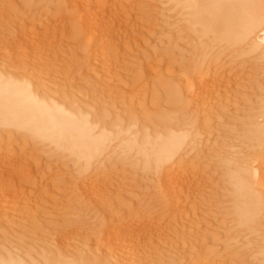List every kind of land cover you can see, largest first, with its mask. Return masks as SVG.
I'll return each mask as SVG.
<instances>
[{"label":"bare ground","instance_id":"bare-ground-1","mask_svg":"<svg viewBox=\"0 0 264 264\" xmlns=\"http://www.w3.org/2000/svg\"><path fill=\"white\" fill-rule=\"evenodd\" d=\"M48 1H51L50 7H52L51 9L40 8L41 11L38 13L43 21L38 22L37 25H35L36 22H30L22 26L21 23L23 22L21 21L20 23L17 20L18 22L8 29L5 28V22L3 21L7 18L6 14L2 13V17L0 16V29H5V31L8 29L6 33L5 31H3V34L0 33V208H4L8 204L17 203L20 198L28 196L29 193L32 195V192L29 191L32 188H36L34 186H37V180L41 176L42 170L46 168V162L44 164L46 160L43 158L47 157L48 154L57 153L73 169V174H67L72 177L70 179L76 180L74 188H69L73 189L71 195H75L74 201L80 207L86 202V205L84 204V207H82L84 209L86 207V209H83L84 211L80 209L82 212L76 214L78 216L77 220L78 218L80 220V216H87L89 220L93 218V223L94 219H98L99 222L97 220L96 223L99 227L95 226L98 230L96 232L97 235H94V240L97 238L95 242L107 250L103 255L99 251V253L94 251L96 254H89L88 250V253L84 251L83 246L86 245L85 242H88L87 238L93 235L89 234L88 231L87 234L91 236L87 237L88 235H86L85 231L84 233L81 230L85 234L83 235L80 231H75L74 229L70 238H68L67 230L70 228L67 229L68 226L65 223L69 220L66 221L65 219V222V217L62 215V218L59 216L58 228L54 230L55 232L52 236L47 237V240L45 239L46 242L44 241L43 247L41 243L39 244L36 241L35 245L31 244L29 246L27 244V249L22 251L21 248L23 246H19L21 245L19 244L20 238L18 239L17 237V240L12 239L10 236L12 239L10 240L3 236L0 242V264H130L129 261L133 259L131 258L132 255H135V257L138 255L141 258V256L144 257L143 255L149 254L152 249L154 250L157 247L163 249V254L159 253L160 256H158L157 261L160 260L159 258L167 259L168 264H264V0H160L161 5L165 7L164 10L167 9L166 14L169 13L165 16L166 22L158 23L157 21L158 24L156 23L155 26L147 28L142 37L136 38L140 39V41L136 39L133 41L135 45L141 44L138 47H142H139V50H143L144 53L142 52L141 56L143 55L142 58H146L147 62H149L148 59L158 58L162 48L165 47H172L170 50H173V55L172 53L167 54H170L171 57H168V59L173 60V62L174 60L178 62L177 58H185L181 55L188 56L186 62L183 63L184 68L182 70L185 73L186 83L184 82V85L182 83L180 85L182 87L186 86L185 90L187 91H184V94L186 93L188 97L191 96L196 105L195 109L201 112L195 110L193 113L196 116L193 118L191 117L193 114L188 113L186 108L182 109V113L186 114V117H183L185 119H180L182 118L181 111H179L181 117L177 119L173 118L175 113L174 116H171L173 113L170 115L167 112L163 114H160L161 112H158L159 114L151 112L152 114L150 113V115L146 114L147 118L151 116V119L148 118L149 120H146L140 118V112L130 110L131 107L128 111V108L125 107H128V104L132 102V98L130 99L129 97L135 98L138 93H135V95L131 91L133 88L130 90L131 82L133 81H123L122 78L124 76H121L122 69L129 63L124 65L125 59H117L115 60L116 63L113 61L117 66L115 69L117 71L115 72L119 71V75L118 73L115 75V77L118 76L115 80V82L117 81L115 85H118V87L113 88L114 95L118 99L116 101L123 100L125 104V100L129 98L130 100L127 101L130 102L126 106L123 104L122 107L124 109L123 113H120L121 115H117L115 109L114 112L117 116L113 113L116 118H113L112 121L108 119L109 112L108 110L106 112L107 105L106 107L104 106V100L102 102L105 109L101 107L102 105H97L98 103L94 104L96 102L91 103V100H88L90 103H87L85 101L86 98L82 99L85 102H81L77 98L78 96L74 94L75 89L73 92L71 91L72 89L70 90L73 86L71 82L75 79L73 77L83 78L82 76H84L85 72L96 73V71L100 70L102 76L107 79L106 84L103 83L106 86L104 89L107 91L108 80L113 77L110 76V67L114 64H109L111 62L104 55H107L105 52L109 48L110 40L117 39L119 36L118 26L129 18L131 11L142 10L143 8L146 10L149 6L153 7V5H156L157 2L151 5L150 3L152 2L145 3L141 1L142 3H136L134 0ZM156 7H158V4ZM158 9L156 8V10ZM50 15L53 16L51 17ZM50 18L52 20L49 21ZM8 21L6 22L8 23ZM30 21L34 22L35 20L33 18ZM7 23L6 25L9 27ZM84 34L90 37L89 42L85 43L89 45L83 44L86 47L81 45L83 49L79 46L82 50H80V53L76 51V55L72 41ZM118 43L117 47L122 48L124 42L118 39ZM62 46L68 48L71 51L70 53L73 52L75 54V56L72 54L75 57L73 67L72 65V68L67 67L69 69H66L63 73L65 81H60L62 84L65 83L63 85L69 87L67 92L71 91L72 93L70 94H74V97L73 95L70 96V94L67 95V93L64 95V92H60L61 95H57L59 90L54 93L50 89L52 85L49 87L44 86L45 83L42 85L39 82L40 76L38 77L42 72L37 74L33 71L35 73L33 76H36V78H32L28 77L29 75L31 76L30 72L28 76H25L17 71L18 68L19 70L22 68L17 67L16 72L11 69V64L9 66L5 64L10 53H12V55L10 54L12 58L14 57L13 54H19V51L25 50L29 58L28 61L34 63L35 70L39 71L44 69L43 65L48 60L47 57L49 56L46 57V55L51 54L55 48ZM77 48L75 47V49ZM77 50L79 51V49ZM170 50H167V52ZM1 51H4L2 55L6 54L7 56H2ZM64 51L65 49L62 52ZM174 53L178 54V57L171 59L176 55ZM227 53L234 55L233 59L235 61L240 58H246V62L244 61L243 65H241L243 67L240 68L239 72L243 74L246 71L247 74H245L247 76H244L248 77L247 80L249 82L243 81L242 85H245H240L241 87L234 91H231L232 87L229 88L227 86L228 88H226L223 85L221 79L224 76L220 79L221 73H218L219 69L216 68L215 64L220 57ZM15 57L19 56L16 55ZM44 57L47 58L46 62H43L45 60L43 59ZM70 58L72 59V56ZM181 61L185 60L182 59ZM53 63L58 62L55 61ZM247 63L249 65L245 66ZM48 64L50 63L47 62L45 65ZM131 64L133 63L130 62V67H126H129L128 73L138 78H143L147 72L150 75L154 74V68H157L154 64V68L147 66L148 70L145 71L147 69L146 65L149 64L147 63L141 69L138 67L139 69L137 70L136 68H131L134 65L131 66ZM178 64L181 63L178 62ZM13 68L15 67L13 66ZM60 71L57 70V73L60 74ZM54 75L56 76V73ZM87 76L82 81L89 84L93 79L90 74L89 77ZM153 76L151 75V78ZM59 77L62 76L59 75ZM240 77L244 78L243 75H240ZM34 78H38V81ZM160 81V88L161 92L164 93V97L166 95L168 98H174V101H180V98L178 100L176 98L181 97L182 94H178L181 91L179 92L177 87L169 84V81V83L165 80L162 81V79ZM256 83L259 84L257 89L252 86L255 91L253 89L251 91L248 90L251 88L249 86L247 89L246 85H256ZM54 84L57 85V83ZM111 85L108 90L113 95L111 93L113 90L109 89L114 87L113 84ZM123 86H127L131 92L123 94L125 93L121 89ZM80 87L83 86L80 85ZM53 88L56 89V87ZM75 88L77 89L76 94H82V88ZM129 90L127 89V91ZM223 93L225 94L223 95ZM225 95L228 98L220 99L222 96L226 97ZM115 96L114 98H116ZM182 101L180 102L182 103ZM188 102H191V100ZM181 103L180 105L182 106ZM231 106L235 115L231 118L232 124H227L228 126H226V122L224 129H215L214 126L216 127V125H221V123L224 125L221 116L229 113L226 108ZM207 110L212 115L207 117L209 119H204L205 117L202 114L206 113ZM179 114L177 113L176 115ZM187 116L190 117L187 118ZM21 140L24 144L26 142L25 147L29 144L27 142H30L31 145L33 143L34 147L32 146L31 148L29 146L30 148H28L31 150H27L24 145L21 146L23 143H19ZM24 148L25 151L23 152ZM23 154H27L25 158ZM17 156H22L21 158L23 159H18L19 157L17 158ZM200 157L203 161L205 157H208L209 163H207L208 161L205 158L207 161L205 164L207 165L204 166L205 164H202ZM47 159L50 158L47 157ZM214 161H216V165L214 164L215 167L212 165L214 169L211 172V181L216 180L219 173L222 172L223 174L218 178L221 180L220 186H214L216 188L214 191L218 194L215 197H217L216 200L219 202L208 207V204L206 205L205 201L203 202V196H201L203 192H207L203 188L207 185L203 183L202 187L200 186L203 189H201L202 191L198 187L201 184L198 183L201 177L198 178L197 173L200 171L197 172V167L201 162L202 167L200 169L203 170L204 167H208V164L210 166V163H214ZM108 167L113 168L115 173L113 174V171H110L114 175L110 176H113L110 183L97 178L95 180V176H102L100 174L104 173ZM126 167L145 172L147 184L143 186L140 185V182V184L137 183L135 176L139 177L140 175H137V173L133 174L135 172H132L134 176L128 175L127 178L123 176L126 170L129 171V174L131 173L130 169ZM206 170L208 169L206 168ZM105 174L108 173L106 172ZM103 176L105 175L103 174ZM209 176L208 178H211ZM128 177L130 178L128 179ZM208 178L206 179L205 177L207 181ZM93 180L95 181L92 182ZM140 181L144 180L140 178ZM123 182H126V185ZM138 186L141 193L134 192ZM209 186L212 185L210 184ZM131 188H135L131 190L134 192L132 194L128 192L130 191L128 189ZM156 190H160L163 196L152 194ZM125 194L127 197L123 199ZM134 197L136 199L134 203L126 202ZM155 197L157 198L152 199ZM154 200H157L155 202L156 205H161L162 209L156 217H152L153 221H150L148 213ZM220 205L227 208L226 213L222 217L231 218L230 222L228 221L229 227L228 229L225 228L227 231H224V237H222L224 238L223 241H226L218 242L219 240L214 236L216 240L213 238V242L218 243L207 244L206 246L205 239L202 238L203 242H201L205 246H202L203 244L200 245V251L197 253L183 252V248H180L178 241L183 239L184 229L183 233L180 234L182 239L178 240L177 237L179 236L174 234L176 232L173 233V228H176L181 223V220L182 222L186 221L197 210H203L206 207L209 211L204 217L202 214L200 216H202L201 222L208 226L209 221L214 223L212 220H219L216 216ZM71 216H74V212ZM89 216L91 218H88ZM165 218L170 221L167 227L163 226ZM82 219L81 221L84 224ZM87 219L85 223H89ZM79 220L76 222H79L78 227L81 228L82 223ZM221 220L222 224L225 223L223 221L224 218ZM72 222L69 225L73 226ZM194 222H197L196 225L198 224V221ZM52 226L54 225L52 224ZM203 227L207 228L206 226ZM78 230L80 229L78 228ZM12 232L14 233V231ZM55 234H59L61 237L63 235L68 236L62 237L58 241L57 238L56 240L54 239ZM69 239L70 241L75 239V243L71 244L73 247L68 244L70 242ZM228 243H234L236 246L240 245L239 253L232 252V256L225 257V252V254L230 253L227 252L230 249L228 248L230 245L225 246ZM65 246L69 247L65 248ZM96 250L98 249L96 248ZM102 250L104 251V249ZM241 251L245 253L239 255Z\"/></svg>","mask_w":264,"mask_h":264},{"label":"rangeland","instance_id":"rangeland-1","mask_svg":"<svg viewBox=\"0 0 264 264\" xmlns=\"http://www.w3.org/2000/svg\"><path fill=\"white\" fill-rule=\"evenodd\" d=\"M19 1V2H18ZM26 1H28V0H0V16L2 15V13H4V15L5 16H7V20L6 21H8V19H9V21H8V23L5 21V20H3L4 22H5V28H10L14 23H17L18 21H20V23H21V21L23 22V23H21V25L22 26H24V25H27V23L29 24L30 22H32V23H35V25H37V23L39 22H41V21H43V19H41V15L38 13L39 11H41V9L42 8H44V9H51V7H50V2L51 1H48V0H29L27 3H26ZM47 1V2H46ZM145 2V3H148V2H152V3H150L151 5H153L155 2H157V4H158V7H156L157 6V4L156 5H153V7L152 6H149L148 7V9H146V10H144V8L142 9V10H133V11H131L130 13L132 14V17H131V14H130V16H129V18H127V20L126 21H124L120 26H118V28H119V36L117 37V39L116 40H110V42H109V48H107V51L105 52V53H107V55L106 54H104L105 56H106V58H107V60L108 61H110L111 63H109V64H113L114 62L116 63V61L115 60H119V59H125V62H124V65H126L127 63H129V64H127L126 66H124L125 68H123L122 70V79H123V81H127V82H131V81H133V82H131V87H130V90L131 91H133V93L136 95L135 96V98L134 97H129L130 99H131V101L132 102H130V101H127V100H130L129 98H127V100H125V104H124V101L122 102L120 99V101H116V100H118L117 99V97L114 95L115 93H114V89L115 88H117L118 87V85H115V84H117V81L115 82V80H116V77H118V76H116L115 77V75H117L116 73H118V72H115V71H117V70H115L116 69V65H115V63L112 65V67H110L111 69H110V76H113V77H115V78H113V77H110L109 79H111V80H108V82H109V84H108V86H107V91H105V89L104 88H106V86H104V84L103 83H105L106 84V78L104 77V76H102V73L100 72V70H98V71H96V73L95 72H90L89 73V71H88V73L87 72H85L83 75L84 76H82L83 78H77V76L76 77H73V81L71 82V83H73V86H72V88H70V90L73 92L74 91V89H75V95H77L76 97L78 98V99H80L81 100V102H87V103H90L89 101L91 100V103L92 102H96V103H94V104H97V105H102L101 107H103L104 108V106L106 107V105H107V108H106V112H107V110H108V112H109V114H108V116H109V120L110 121H112L113 120V118L115 119L116 117H115V112L117 113V115L119 114V115H121L120 113H123V109H124V107H122L123 106V104H124V106H126L127 104H128V102H130V104H128L129 106L127 107H125V108H128L127 110L129 111V108H130V110L132 109V110H135V111H138V112H140L141 114L139 115L140 116V118H142V119H146V120H149V119H151V116H148V118H147V115L146 114H149L150 115V113L151 112H153V114H155V112H157V114H159L158 112H161L160 114H163L164 112H167V113H170V115H171V113H173L171 116H174V113H175V116L173 117V118H175V119H177L178 117H181L182 116V118H180V119H185V118H183V117H186V114L184 115V113H182V109H185L186 108V110H187V112L188 113H192L193 114V116L191 115V117H195L196 116V114L195 113H193V112H195V103L193 102V100H192V98H191V96L190 97H188V95H186V93L184 94V91L186 92L187 90H185V88H186V86H183L184 87V89H183V87H182V85H184V82L186 81L185 80V73H184V71H182L183 70V63H185L186 62V58L188 57L187 55H181V56H184L185 58H182L183 60H185V61H181L182 59L181 58H177L178 57V54H176V53H174V55L175 56H173V58H171V59H178V62L179 63H181V64H178V62H177V60H174V62H177V63H174L173 62V60L171 61L170 59H168V57H171L170 56V54H167V53H172V55H173V50L171 51L170 50V48L172 49V47H165V48H162V52H160V55L158 56V58H155V59H148L149 60V62H147V60H146V58L144 59V58H142V56H141V53L143 52V50L141 51V49L139 50V47H138V45H141V44H136L135 45V43H134V41L133 40H135L136 38H140V37H142V35H144V33H145V31L147 30V28H150V27H153V26H155L156 25V23H157V21H158V23H165L166 22V17L165 16H167L168 14H166L167 13V9H165L164 10V6L163 5H161V1L160 0H134V2H138V3H142V2ZM154 1V2H153ZM4 2V3H3ZM35 2H36V4H35ZM48 2H49V4H48ZM6 3V4H5ZM47 3V4H46ZM135 4V3H134ZM26 5V6H25ZM44 5V6H43ZM47 5H49L48 7H47ZM18 6V7H17ZM155 6V7H154ZM26 7V8H25ZM16 8H17V10H16ZM41 8V9H40ZM156 8L159 10H156ZM163 8V9H162ZM35 9H36V11H35ZM54 9V8H53ZM144 10V11H143ZM163 10V11H162ZM165 11V12H164ZM36 12V13H35ZM157 12V13H156ZM160 14H159V13ZM20 13H21V15H20ZM32 14H34V15H32ZM20 15V16H19ZM74 15V14H73ZM18 16V17H17ZM26 16V17H25ZM37 16V17H36ZM51 16V15H50ZM49 16V17H50ZM53 16V15H52ZM51 16V17H52ZM161 16V17H160ZM2 17V16H1ZM4 17V16H3ZM30 17V18H29ZM74 17V16H73ZM33 18H34V22L33 21H30L31 19L33 20ZM40 18V19H39ZM20 19V20H19ZM30 19V20H29ZM18 20V21H17ZM40 20V21H39ZM50 20H52L51 18L49 19V21ZM49 21H47V22H49ZM162 21V22H161ZM12 24H11V23ZM6 23L8 24V26L9 27H7V25H6ZM26 23V24H25ZM51 23H52V21H51ZM126 23V24H125ZM157 23V24H158ZM10 24V25H9ZM1 28V27H0ZM3 28V27H2ZM4 29V28H3ZM8 29H6V31L8 30ZM2 29H0V33L1 34H3L4 32L3 31H5V29L4 30H2ZM121 30V31H120ZM6 31H5V33H6ZM1 34H0V36H1ZM85 37V38H84ZM86 37H88V38H86ZM89 39H90V37H89V35H81V36H79V37H77V38H75V40L74 41H72L73 43H72V45H73V48H74V53L77 55V52L78 53H80L81 51L80 50H82L83 48H82V46L83 47H86V46H84L83 44H85V43H88L89 42ZM118 39H120V40H122L123 42H124V44L122 45V48H120L119 46L117 47V45L119 44L118 43ZM136 40H138V41H140V39H136ZM78 41V42H77ZM88 41V42H87ZM136 42V41H135ZM137 43V42H136ZM140 43V42H139ZM74 45H75V47H78L77 49H79V51L77 50V49H75V47H74ZM82 45V46H81ZM85 45H89V44H85ZM79 46L82 48V49H80L79 48ZM134 46H136V48L138 47V49L136 50V48H134ZM126 47V48H125ZM58 48V47H57ZM57 48H55L54 50H53V52H51V54H48V55H46V57L47 56H49V57H47L48 58V60H49V58H51L49 61L47 60V62H49L50 64H48V65H45V64H47V62H46V59L47 58H43V59H45V60H43V62L45 61L46 63L43 65L44 66V69H41V70H35V64L34 63H32V62H30V61H28L29 60V58L27 57V54H26V51L25 50H21V51H19L20 53L18 54H16L17 56H19V57H15L16 55H14L13 54V56L14 57H12L11 58V55H12V53H10L9 55H8V57L9 58H11V59H9V58H7V60L5 61V64L7 65V66H9L10 64V66H11V69L13 70V71H16V69H17V67H20V68H22V69H20L19 70V68L17 69V71L19 72V74H22V75H25V76H28V73L30 72V74H31V76L29 75L28 77H35L36 78V76H33V75H35V73L33 72V71H35L37 74H40L41 72V75H38V77L40 76H42L41 78L43 79L42 81H41V78L39 77V82H41V84L43 85L44 83V86H46V87H49L50 85H52V86H50V89L54 92V93H56L55 91H58L57 92V95L59 94V95H61V93L60 92H64L63 94L65 95L66 93H67V95H69L70 93H72L71 91L70 92H67L68 90H69V87H67L66 85H63V84H65V83H63L62 84V82H64L65 80L63 79L64 78V71L66 70V69H69V68H67V67H70V68H72L73 67V64H74V62H75V57H73V55L72 54H74L73 52L72 53H70L71 51L70 50H68V48H65V46L63 47H59L58 49ZM61 48V49H60ZM124 48H125V50H124ZM133 48V49H132ZM140 48H142V47H140ZM65 49V51L64 52H62L63 50ZM67 49V50H66ZM164 49V50H163ZM59 50H61V51H59ZM116 50V51H115ZM119 50V51H118ZM128 50H130V51H132V52H130V51H128ZM139 51V52H135V51ZM167 50H170L169 52H167ZM60 53H59V52ZM68 53H67V52ZM77 51V52H76ZM166 51V52H165ZM2 53H1V55L4 53V51H1ZM67 53V55H65L66 53ZM128 52H129V54H128ZM131 53V54H130ZM134 53H135V55H134ZM144 53V52H143ZM75 54H74V56H75ZM140 54V55H139ZM163 54V55H162ZM166 54V55H165ZM229 55V57H227L228 55ZM227 54H225V55H223L222 57H220V59H219V61L217 62H215V64H216V68H218L219 70H218V73L220 74L221 73V75H220V79H221V82H223V85H225V87L226 88H228L227 86H229V88H231V91H234V90H238L241 86L240 85H242V83H243V81L244 82H249L248 80H247V78L245 77V76H247L246 74V71H245V73H243V74H240V72H239V70H240V68H242L243 66H241V65H243V63H244V61L246 62V58H240V59H237L236 61H235V59H233V57H234V55L232 56V54H229V53H227ZM5 56H7L6 54H4ZM4 55H2V56H4ZM127 55V56H126ZM169 55V56H168ZM68 57V58H66V57ZM72 56V59L70 58ZM180 56V55H179ZM58 57V58H57ZM160 57V58H159ZM162 57V58H161ZM141 58V59H140ZM224 58V59H223ZM65 59V60H64ZM68 59V60H67ZM70 59H71V61H70ZM133 59V60H132ZM143 59V60H142ZM161 61H160V60ZM163 59V60H162ZM180 59V60H179ZM154 60V61H153ZM52 61V62H51ZM58 62V63H53V62ZM67 61V62H66ZM114 61V62H113ZM129 61V62H128ZM143 61H145V62H143ZM221 61V62H220ZM231 61H233L232 63H231ZM243 61V62H242ZM73 62V63H72ZM130 62L131 63H133V64H131V68H133V69H141V67L145 64H147V63H149V64H147L146 65V68L147 69H145V71L146 70H148V67L147 66H149V67H153L154 66V64H155V66L157 67V68H154V74H151V75H154L152 78H151V75L147 72V73H145V75H144V77L143 78H138V77H134L133 75H130L131 73H128V68L130 67ZM152 62V63H151ZM154 62V63H153ZM155 62H157V63H155ZM158 62H159V64H158ZM162 62V63H161ZM220 62V63H219ZM53 63V64H52ZM69 63H70V66H69ZM72 63V64H71ZM77 63V62H76ZM75 63V64H76ZM139 63V64H138ZM225 63H226V65H225ZM231 63V64H230ZM13 64V65H12ZM65 64V65H64ZM68 64V65H67ZM157 64V65H156ZM41 65V66H42ZM50 65V66H49ZM59 65V66H58ZM67 65V66H66ZM71 65H72V67H71ZM110 65V66H111ZM159 65H161V66H159ZM180 65H182L181 67H180ZM219 65V66H218ZM245 65V64H244ZM247 65H249L248 63L245 65V66H247ZM13 66L15 67V68H13ZM47 66V67H46ZM61 66H63V67H61ZM76 66V65H75ZM127 66H129L128 68H126ZM221 66H224V67H221ZM25 67V68H24ZM34 67V68H33ZM115 67V68H114ZM122 67V66H121ZM139 67V68H138ZM10 68V67H9ZM114 68V69H113ZM26 69V70H25ZM34 69V70H33ZM47 69V70H46ZM126 69V70H125ZM132 69V70H133ZM44 70H46L45 72H44ZM56 70V71H55ZM57 70L58 71H60L59 73L60 74H58L57 73ZM157 70V71H156ZM16 71V72H17ZM38 71V72H37ZM124 71H126V72H124ZM156 71V72H155ZM40 72V73H39ZM56 73V76L54 75L53 76V74H55ZM224 73V75H223V73ZM24 73V74H23ZM113 73H115L114 75H113ZM126 73V74H125ZM155 73H157V74H155ZM227 75H226V74ZM230 73V74H229ZM36 74V75H37ZM63 74V75H62ZM89 74H90V77L94 80H92L89 84L88 83H85V82H83L82 80L84 79V77H86L87 75V77H89ZM93 74V75H92ZM129 74V75H128ZM148 74V75H147ZM236 74V75H235ZM59 75L60 76H62V77H59ZM96 75V76H95ZM118 75H119V73H118ZM157 77H156V76ZM225 75H226V77H225ZM240 75H243V77L244 78H241L240 77ZM245 75V76H244ZM53 76V77H52ZM126 76V77H125ZM229 76V77H228ZM258 76V75H257ZM57 77H59V78H57ZM133 77V78H132ZM239 77V78H238ZM34 78V79H35ZM55 78H56V80H55ZM61 78V79H60ZM104 78H105V80H104ZM112 78H113V80H112ZM126 78H128V79H126ZM155 78V79H154ZM231 78V79H230ZM232 78H233V82H232ZM38 79V78H37ZM37 79H35V80H37ZM45 79V80H44ZM59 81H58V80ZM63 79V80H62ZM134 79V80H133ZM140 79V80H139ZM153 79V80H152ZM162 79V81H166V82H168L169 84H171L172 86H175V87H177L178 89H179V92L180 93H178V94H182L181 95V97L183 98V101H182V98L181 97H178V98H176L177 100L180 98V101H182V103L179 101H174L172 98H168L166 95H165V97H164V93H162L161 92V88H160V85H161V80ZM184 79V80H183ZM224 79V80H223ZM235 79V80H234ZM244 79V80H243ZM139 80V81H138ZM152 80V81H151ZM155 80V81H154ZM228 80V81H227ZM239 80H240V83H239ZM38 81V80H37ZM45 81V82H44ZM51 81V82H50ZM56 81V82H55ZM58 81V82H57ZM60 81H62V82H60ZM85 81V80H84ZM48 82V83H47ZM57 83V85L56 84H54V83ZM102 82V83H101ZM111 82V83H110ZM229 82H232V83H229ZM256 82V81H255ZM46 83H47V85H46ZM83 83V84H82ZM146 83H147V85H146ZM173 83V84H172ZM182 83V85H180ZM186 83V82H185ZM246 83V84H247ZM111 84H113V86L114 87H112V88H109V89H112L113 91L111 92V93H113V95L112 94H110V90H108V87H110V85ZM56 85V86H55ZM75 85V86H74ZM78 85V86H77ZM80 85H82L83 87H80ZM231 85V86H230ZM245 84H243L242 86H244ZM258 85L259 84H257L256 83V85H246L247 86V89H248V86L249 87H251L250 89H248V90H250L251 91V89H253V88H256L257 89V87H258ZM64 86V87H63ZM66 86V87H65ZM100 86V87H99ZM112 86V85H111ZM117 86V87H116ZM245 86V87H246ZM252 86H253V88H252ZM53 87H56V89L55 88H53ZM63 89H62V88ZM75 87H79L80 89H81V92H82V94H80V93H78V94H76V88ZM87 87H89V88H87ZM102 87V88H101ZM53 88V89H52ZM59 88H61V89H59ZM102 90H101V89ZM114 88V89H113ZM126 90H125V89ZM121 89H123L122 91L123 92H125V93H123V94H127V93H129V92H131L130 90H129V88L127 87V86H123V87H121ZM127 89L129 90V91H127ZM144 89H145V91H144ZM183 89V90H182ZM60 90H62V91H60ZM79 90V89H78ZM104 90V91H103ZM228 90V89H227ZM254 90V89H253ZM87 91V92H86ZM91 91V92H90ZM122 91H120V92H122ZM146 91H148L146 94H145V92ZM163 91V90H162ZM255 91V90H254ZM227 92V91H226ZM228 92H230V90H228ZM87 93V94H86ZM107 93V94H106ZM62 94V95H63ZM74 94H72L73 95V97H74ZM80 94V95H79ZM103 96H102V95ZM121 94V93H120ZM142 94V95H141ZM163 96H162V95ZM225 93H223V95H224ZM71 94H70V96H72ZM101 95V96H100ZM143 95H144V97H143ZM186 95V96H185ZM80 96H82V97H80ZM111 96H113V97H111ZM114 96L116 97V98H114ZM157 96V97H156ZM162 96V97H161ZM226 96V95H225ZM63 97V96H62ZM80 97V98H79ZM121 97V96H120ZM142 97V98H141ZM184 97H186V98H184ZM221 97V96H220ZM77 98H75V99H77ZM87 100H86V99ZM137 98V99H136ZM187 98H189V99H187ZM225 98H228L227 96L226 97H221L220 99H225ZM85 99V101H83V100ZM135 99V100H134ZM79 100V101H80ZM89 100V101H88ZM105 101L104 103H105V105H104V103L102 102V101ZM138 100V101H137ZM140 100V101H139ZM191 100V102H188L187 103V101H190ZM114 101H116V102H114ZM185 101H186V103H185ZM101 102V103H100ZM141 103L140 104V106H139V103ZM177 102H178V104H177ZM100 103V104H99ZM112 103H113V105H112ZM115 103V104H114ZM120 103V104H119ZM180 103L182 104V106L184 107L185 105V107L183 108L181 105H180ZM190 103V104H189ZM187 104H189L188 106H187ZM104 105V106H103ZM138 105V106H137ZM176 105V106H175ZM181 106V107H179V106ZM192 105V106H191ZM113 106V107H112ZM119 107H120V109H119ZM133 107V108H132ZM111 110H110V109ZM113 108V109H112ZM151 108V109H150ZM232 106L231 107H228V108H226V111H229V113L231 112V116L229 115V113H227V114H225V116L223 117V116H221L222 117V121L224 122V125H222L223 123H221V125L219 124V125H216V127L214 126V128L215 129H224L226 126H228L227 124H232V121H231V118H233L235 115H234V109L232 108ZM105 109V108H104ZM115 109H116V111H115ZM137 109H141V110H137ZM153 109V110H152ZM229 109V110H228ZM118 110H120V111H118ZM115 111V112H114ZM124 111H126V110H124ZM179 111H181V113L184 115H182ZM196 111H199V112H201L200 110H196ZM106 112H104V113H106ZM186 112V111H185ZM209 110H207V112L205 113H203L202 114V116H204L205 118L204 119H209V118H207L209 115H212L211 113L209 114ZM115 115H114V114ZM181 114V116H180V114L179 115H176V114ZM112 116H111V115ZM152 114V113H151ZM166 114V113H165ZM207 116H206V115ZM114 115V116H113ZM116 115V116H117ZM145 116V117H143V116ZM177 116V117H176ZM112 117V118H111ZM188 117H190V116H187V118ZM225 117H226V119H225ZM230 118V120H229V118ZM111 118V119H110ZM229 120V121H228ZM227 122V123H226ZM225 123H226V126H225ZM217 126H219V127H217ZM220 126H224V127H220ZM214 130V129H213ZM232 141H234V140H232ZM18 143V142H17ZM19 143L21 144V143H23V141L21 140V141H19ZM18 143V144H19ZM27 143H29L28 144V146L27 147H25L26 145V142H25V144L23 143L21 146H23L24 145V147L28 150L30 147L29 146H31V148H32V146L34 147V144L32 143V145L30 144V142H27ZM29 147V148H28ZM25 148H24V150H23V152L25 151ZM29 150H31V149H29ZM26 153V152H25ZM27 155V154H26ZM26 155H24L23 154V157L25 158L26 157ZM59 155L56 153V154H48L47 155V157L48 158H50V159H47V157L45 156L43 159L44 160H46V161H44V164H45V162H46V164H45V169H43L42 170V174H41V176H39V179L37 180V183H36V185L37 186H34V187H36V188H32L31 189V191H29V192H32V195H30V193H29V197L28 196H26V197H22V198H20L19 199V203L17 202H15V203H13V204H8L7 206H4V208L2 209V208H0V210H1V212H0V231L2 232H0V242L2 241V239H3V236H4V238L5 237H7V238H9L10 240H12L13 238L14 239H17V237H18V239H19V244H21V245H19L20 247H22L21 249H22V251H24V249H27V244H29V246L32 244V245H35V242L37 241L39 244L41 243L42 244V247H43V244L46 242V240L49 238V236H52L53 234H54V230H56L58 227V222L60 221V217L59 216H61V218H62V215H64V221H65V219H66V221L67 220H69L70 221V223H69V221L67 222V223H65V224H67V229H69V230H67V233H68V235H69V237L68 238H70V235H71V232H73L74 231V229H75V231L77 230V231H80L82 234H83V232L85 231L86 232V235H88L87 237H89V236H91V235H89V234H92L93 236L92 237H89V238H87L88 240V242H85L86 243V245L85 246H83V250L84 251H86L87 253H88V251H89V254H96L98 251L100 252V254H105V251L107 250V249H105L104 247H102V246H100V244L98 245L95 241H96V239L94 240V235L96 236L97 235V230L98 229H96V225L98 226V224L96 223V221L98 220H96V219H94V223H93V218H91L90 216L88 217V218H91L92 220H89V219H87V216H85V217H82V216H80L81 218H80V220H79V218H78V220L82 223V221H81V219L82 218H84V219H82L83 220V222H84V224H83V226H82V224H81V228L80 227H78L79 225H78V223L79 222H76V221H78L77 220V213L78 212H82V211H84L85 209H86V207H85V209L84 208H82V207H84V204L86 205V202L83 204V206H81L80 207V205H78V203L76 204V202L74 201V197H75V195H71L72 194V190L73 189H69V188H72L73 186H75L74 185V182L76 181L75 179L74 180H72V179H70V178H72L71 176L69 177V173H70V175L71 174H73L72 172V168L70 167V166H68V164H67V162L66 161H64L62 158H61V156H59ZM203 156V155H202ZM19 157V158H18ZM22 156H17V158L18 159H23V158H21ZM52 157H56L55 159L53 158L52 159ZM46 158V159H45ZM58 158H61L62 159V161H64V162H62L61 161V159H58ZM204 158V157H203ZM206 158V157H205ZM204 158V161H203V159L201 160V157L199 158L200 160H201V162H202V164L204 165L205 164V162H207V163H209V158L207 157L206 159H207V161H206V159ZM57 159V160H56ZM200 162V163H201ZM211 162V161H210ZM199 163V166L197 167L198 169H197V172H199V173H197V175H198V178L199 177H201V179H200V181L198 182V183H201L198 187L200 188V190L202 189L201 187H202V184L203 183H206V185L207 186H205V187H203L204 188V191H207V192H203V194H201V192H200V194H201V196H203V202L208 206V207H210V206H213V205H215L214 203H216V204H218V202L219 201H217L216 199H217V197H215V196H217L218 194L216 193V191H214L216 188L215 187H219L220 186V184L219 183H221V180L220 179H218V178H220L221 176H222V172L221 173H219V175H217L218 176V180H219V182H218V180L216 179H214L213 181H211V179H212V176H211V172H212V170L214 169V164L216 165V161H214V163L212 164V163H210V166H209V164H208V167H204V166H206L207 164H205L203 167V170H201L200 168L202 167V164H200ZM214 167H213V166ZM70 167V168H69ZM111 170H110V169ZM120 168H122V167H120ZM119 168V169H120ZM127 169H130V171H131V173L129 174V171H127V173H126V171H125V175L123 174V176H126V178H127V176L128 175H130V176H134L133 174H136L137 173V175H140L139 177L138 176H135L136 177V180H137V183H139L140 185H143V186H145L146 184H147V181H145V172H142V171H140V170H138V169H135L134 170V168H128V167H126ZM125 168V169H126ZM206 168L208 169V170H206ZM124 169V170H125ZM121 170H123V169H121ZM123 170V171H124ZM109 171V172H108ZM110 171H113V174H115L114 173V170H113V168H111V167H108L107 169H106V171L104 172V173H102V174H100V175H102L103 176V174L105 175V176H100L99 177V175H97V176H95V180H97V179H101V180H105V181H107L108 183H110V181L113 179L112 177L114 176ZM137 171V172H136ZM140 171V172H139ZM208 171V172H207ZM108 173V174H105V173ZM132 172H135V173H133L132 174ZM203 172V173H202ZM206 172H207V174H206ZM210 172V173H209ZM68 173V174H67ZM124 173V172H123ZM201 173V174H200ZM132 174V175H131ZM141 174H142V176H141ZM64 175V176H63ZM68 175V176H67ZM111 175H113L112 177H110ZM201 175V176H200ZM211 176V178H208V176ZM209 176V177H210ZM216 176V177H217ZM220 176V177H219ZM40 177H42V178H40ZM69 177V178H68ZM205 177H206V179L208 178V181L205 179ZM97 178V179H96ZM104 178V179H103ZM107 178V179H106ZM109 178V179H108ZM126 178H125V180H126ZM130 177H128V179H129ZM140 178H142V180H144V181H140ZM204 178V179H203ZM51 179V180H50ZM124 179V178H123ZM127 179V180H128ZM95 180H93L92 182H94ZM139 180V181H138ZM39 181V182H38ZM51 181H53V182H51ZM70 181V182H69ZM211 183H210V182ZM56 182V183H55ZM144 182H145V184H144ZM54 183V184H53ZM69 183V184H68ZM125 185H126V182H123ZM207 183H209V184H207ZM218 183V184H217ZM72 184V185H71ZM76 184V183H75ZM212 185V186H209V185ZM213 184H216V185H213ZM71 187H70V186ZM201 186V187H200ZM215 186V187H214ZM70 190H68V189ZM74 188V187H73ZM211 188V189H210ZM134 190L135 188H131V189H128V190H130V191H128V192H130V194H132V193H141V191H140V187L138 186L135 190H134V192H132L131 190ZM208 189V190H207ZM66 192H65V191ZM68 190V191H67ZM203 190V189H202ZM201 190V191H202ZM211 190V191H210ZM137 191V192H136ZM140 191V192H139ZM143 192V191H142ZM210 192V193H209ZM213 192H214V194H213ZM160 194V196H163V194H161V191L160 190H156L155 192H153L152 194ZM205 193H207L206 195H205ZM199 194V193H198ZM209 194V195H208ZM69 195H71V196H69ZM33 196V197H32ZM69 196V197H68ZM206 196V197H205ZM73 197V198H72ZM125 197H127V195L125 194V196H123V199L125 198ZM200 197V196H199ZM214 197V198H213ZM157 197H155V198H152V199H156ZM200 198H202V197H200ZM211 198V199H210ZM69 199V200H68ZM71 199V200H70ZM133 199V200H132ZM29 200V201H28ZM11 201V200H10ZM70 201V202H69ZM73 201H74V203H73ZM134 201H136V199H135V197L134 198H130L129 199V201H126V202H130V203H134ZM157 200H154L152 203H153V205H151V209L148 211L149 213H148V218L150 219V221H153V219H152V217H156V215H158L160 212H161V205H159V206H157L156 205V202ZM212 201V202H211ZM81 202H83V201H81ZM210 202V203H209ZM33 204V205H32ZM210 204V205H209ZM211 204H213V205H211ZM75 205V206H74ZM78 205V206H77ZM37 207V208H36ZM76 207V208H75ZM6 208V209H5ZM36 209V210H35ZM82 211H81V210ZM84 209V210H83ZM204 209L205 208H203V210L202 209H200V210H197V212H195V214L193 213L192 215H191V218L189 217L186 221L184 220L183 222H185V223H183L182 222V220L180 221L181 223V225L180 224H178L177 225V227L175 226V222H174V226L176 227V228H173L174 229V231H173V233L174 232H176V233H174V234H177L179 237H177V239L178 240H181L182 238V240L181 241H178V245H180V248H183V252H187V253H197L198 251H200V245H202L203 243V241H202V238H204L205 240H204V242H206L205 244H206V246H207V244L208 245H210V244H214L215 243V241L213 242V238L215 239V237L219 240L218 242H220L221 241V243H222V241H223V239L224 238H222V237H224V231L226 230V229H228V227H229V220L231 219V218H229V217H227V216H225V217H222L223 216V214L224 213H226V209L227 208H225V206H223V205H220V206H218V212H217V216H216V218L217 219H219V220H217L216 221V219H215V217H214V219L215 220H212V222H214V223H211V221H209V223H208V226L206 225V224H204V222H201L202 221V216L204 217L205 216V214L209 211V210H207V207H206V209H205V211H204ZM73 210V211H72ZM77 210V211H76ZM3 211V212H2ZM60 211V212H59ZM220 211H221V213H220ZM73 212H74V216H71V215H73ZM202 212H205V213H202ZM63 213V214H62ZM151 213V214H150ZM198 213V214H197ZM79 214V213H78ZM202 214V216H200ZM220 214V215H219ZM68 217H67V216ZM197 215V216H196ZM76 216V217H75ZM196 216V217H195ZM57 217V218H56ZM70 217V218H69ZM74 217V218H73ZM193 217H194V219H196V220H194L193 219ZM56 218V219H55ZM87 220H89V223L87 222V223H85V221H86V219ZM199 218H201V219H199ZM223 219L224 218V222L225 223H223L222 224V220L221 219ZM71 219H72V221H74V222H72L71 221ZM76 219V220H75ZM191 219V220H190ZM30 220V221H29ZM192 220H194V221H198V224H199V222H200V224L198 225H196V223L194 222V221H192ZM17 221V222H16ZM65 221V222H66ZM91 221V222H90ZM178 221V222H179ZM192 221V222H191ZM229 221V222H228ZM71 222L73 223V226L72 225H69V224H71ZM97 222H99V220L97 221ZM168 222H170V221H168L167 220V218H165V220H164V222H163V226L164 227H167L168 226ZM30 223V224H29ZM90 223H91V225H90ZM190 223V224H189ZM192 223V224H191ZM203 223V224H202ZM219 223V224H218ZM14 224V225H13ZM16 224V225H15ZM52 224L54 225V226H52ZM76 224V225H75ZM196 226H195V225ZM185 226V227H181V226ZM190 225V226H189ZM193 225V226H192ZM212 225H215V226H212ZM10 226V227H9ZM15 226V227H14ZM56 226V227H55ZM70 226H72V227H70ZM75 226V227H74ZM87 226V227H86ZM192 226V227H191ZM203 226H206L207 228H204ZM10 229H9V228ZM80 229V230H78V228ZM82 227H85V228H82ZM99 227V226H98ZM97 227V228H98ZM192 229H191V228ZM195 227H197V228H195ZM214 227H216V228H214ZM77 228V229H76ZM88 228V229H87ZM95 228V229H94ZM177 228H178V231H177ZM199 228H201V229H199ZM204 228V229H203ZM226 228V229H225ZM4 229V230H3ZM9 229V230H8ZM72 229V230H71ZM86 229V230H85ZM89 229H91V230H89ZM183 229H184V231H183ZM214 229V230H213ZM71 230V231H70ZM81 230H83V232L81 231ZM191 230V231H190ZM199 230H200V232H199ZM208 230H209V232H208ZM11 231V232H10ZM12 231H14V233H19V234H14ZM89 231V234H87V232ZM95 231V232H94ZM172 231V230H171ZM185 232V234L183 233V232ZM216 231V232H215ZM227 231V230H226ZM84 232V233H85ZM92 232V233H91ZM203 232H205V233H203ZM214 232V233H213ZM4 233V234H3ZM32 235H31V234ZM48 233V234H47ZM181 233H183L182 235V238H181ZM212 233H213V235H212ZM217 233V234H216ZM13 234V235H12ZM40 234V235H39ZM205 234V235H204ZM208 234V235H207ZM216 234V235H215ZM219 234V236H217ZM6 235V236H5ZM8 235V236H7ZM16 237H15V236ZM20 235V236H19ZM59 235V234H58ZM57 234H55V236H54V239L56 240V238L58 239V241H59V239L60 238H62V237H65V236H68V235H63L62 237L59 235L58 236ZM83 235H85V234H83ZM206 235H207V237H206ZM212 235V236H211ZM12 237V239H11V237ZM34 236V237H33ZM210 236V237H209ZM215 236V237H214ZM48 237V238H47ZM212 237V238H211ZM220 237V238H219ZM28 238V239H27ZM181 238V239H180ZM222 238V240H220ZM17 239V240H18ZM21 239H22V241H21ZM46 239V240H45ZM42 240V241H41ZM75 239H73V240H71L70 241V239H69V243L68 244H70V247H73L71 244H73V243H75V241H74ZM94 240V241H93ZM99 240V239H98ZM97 240V241H98ZM216 240V239H215ZM40 241V242H39ZM45 241V242H44ZM72 241H74V242H72ZM202 241V242H201ZM226 241V240H225ZM225 241H223V242H225ZM22 242V243H21ZM36 242V243H37ZM43 242V243H42ZM200 242H201V244H200ZM208 242V243H207ZM213 242V243H212ZM217 242V243H218ZM78 243V242H77ZM76 243V244H77ZM217 243H215V244H217ZM76 244H74V245H76ZM89 244H91V245H89ZM93 244V245H92ZM170 244H171V241H170ZM64 245H67V244H64ZM228 245H230V247L228 246ZM95 246H97V247H95ZM99 246V247H98ZM202 246H205L204 244L202 245ZM225 246H228V248H230L227 252H230V253H227V254H229V255H227V254H225L224 253V255H225V257L226 256H228V257H230V256H232V252L233 253H235V252H238L239 253V249H240V245L239 246H236V245H234V243L233 244H226ZM234 246V247H233ZM64 247V246H63ZM69 247V246H68ZM67 246H65V248H68ZM87 247V249H85ZM89 247H90V250H89ZM93 247H95V248H93ZM101 247V248H100ZM96 248L98 249V250H96ZM227 248V247H226ZM102 249H104V251L102 250ZM88 250V251H87ZM93 250V251H92ZM96 253H95V252ZM109 251V250H108ZM145 251H147V250H145ZM156 251V252H155ZM98 252V253H99ZM151 252V253H150ZM149 252V254L148 253H146L145 255H143L144 257H142L141 256V258L138 256V255H136V257H135V255H132L131 256V258H133L131 261H129V263L131 264H168V262H167V259H161V258H159L160 260L159 261H157L158 260V256H160L159 255V253L162 255L163 253V249L162 248H155L154 250L152 249V251H150ZM158 252V253H157ZM242 252V253H241ZM240 252V254L239 255H242V254H244L245 252L244 251H241ZM238 253H237V255H238ZM110 254V253H109ZM148 254V255H147ZM156 254V255H155ZM142 255V254H141ZM150 256V257H149ZM157 256V257H156ZM156 257V258H155ZM154 258V259H153ZM134 260V261H133ZM156 262V263H155ZM163 262V263H162Z\"/></svg>","mask_w":264,"mask_h":264}]
</instances>
